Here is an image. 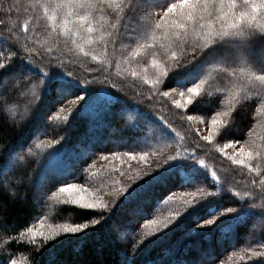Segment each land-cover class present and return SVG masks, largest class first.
<instances>
[{"label": "trees", "instance_id": "obj_1", "mask_svg": "<svg viewBox=\"0 0 264 264\" xmlns=\"http://www.w3.org/2000/svg\"><path fill=\"white\" fill-rule=\"evenodd\" d=\"M39 2L43 4L45 0ZM35 3L36 0H0V20L5 21L0 25V63H14L19 67L23 58L25 65L32 63L51 73L66 74L71 71L76 80L95 82L88 93L73 89L69 94H62L55 84L45 93L42 77L27 69L16 81L7 74L0 75V148L17 145L23 135L25 145L18 155H25L26 161L23 167H14L13 171L6 173L5 180L0 181V204L5 206L0 209V221L6 218V223H0V238L7 240V243L0 240V264H5V261L10 264L13 258L18 264H193L194 261H199V264H261L259 258L249 261L250 253L247 251L249 248L262 250L258 248L264 243L261 223H256L251 229L252 220L239 227H217V223L222 221L223 217L219 214L224 208L239 209L242 198L250 203L253 201L251 197H244V193L252 189V174L233 165L215 150V145L222 147L229 140L261 143L264 140V103L256 96L242 100L244 107L236 112L232 128L224 137L209 145L199 137L207 134V122L211 115L227 103L226 89L230 87L225 74L214 67L216 61L209 60L201 65L199 78L207 81L202 89L204 98H197L199 103L194 106L177 109L171 101L178 99L179 92L186 88H180L174 80L164 78L159 92H170L171 99L162 95L151 97L150 85H142L139 81L133 83L128 74L129 65L121 63L117 67L113 62L108 68L107 61L127 55V52H121L120 44L115 46V52L112 45L107 49L101 44L85 46L84 51L88 53L85 55L69 37L63 35L59 25L53 28L43 8L35 7ZM158 4L163 5V0H158ZM10 5H19L20 14L13 11L8 15ZM153 10L159 11V7ZM25 21L28 22L26 34L23 29ZM10 28L15 33L12 37H9ZM25 35L28 38L27 47L34 50L31 58L23 48ZM17 36L21 37L19 42ZM48 49H52L50 54ZM250 51L253 53L250 62L254 66L264 61V42L254 41ZM93 55L98 59L93 60ZM230 66L238 68V61L233 60ZM105 76H109L110 80L105 82ZM64 79L68 77L64 75ZM193 82H198V79ZM111 84H116L118 93ZM187 86L190 87L191 83ZM173 89H176L175 93ZM208 92L213 98L207 97ZM114 93L120 95L126 104L139 106L140 112L148 116L141 115L135 119L134 108L127 107L117 115L121 105H115L112 113L106 115L103 106L111 102ZM89 95L95 97L90 104L83 101L72 103L79 96L87 99ZM130 116L133 119H129ZM187 116H192L195 121H188ZM163 121H167L171 129L166 128ZM160 128H165L163 137L158 131ZM180 137H184V141ZM197 140L204 146L198 150V159H204L207 165V172L202 173L197 182L183 183L182 177L188 174V170L180 169L176 176L148 187L134 200L125 201L123 195L116 197L111 213H104L106 218L111 215V219L92 226L86 235L64 239L61 236L47 245L40 238L36 245L28 244L27 236L20 240L19 232L25 227L38 228L41 225V217L45 219L47 215L46 206L51 192L63 183L85 184L94 180L97 184L103 182L110 192L124 185L131 187L141 181L129 180L128 177L134 178L137 174L143 177L145 172L151 173L164 156L174 155L178 148L191 151L195 147L193 141ZM114 152L123 161L111 160ZM129 152L135 158L125 155ZM143 153L147 156L141 160ZM45 163L47 170L43 167ZM261 168L264 170V161ZM65 169L70 170V174L60 177L59 172ZM213 170L220 178L219 191L210 178ZM113 180L118 183L114 184ZM201 180L204 182L200 183ZM198 187L215 192L216 196L195 212L186 210L184 218L167 234L144 243L140 235L145 236V223L155 219L167 202L177 196L179 203L175 211H178L183 206L179 195L191 194ZM237 192L240 193L238 197L235 196ZM252 196H255L254 203L264 204L259 190L252 192ZM213 215H217V223L205 225L204 221ZM52 218L56 219L54 222L64 223L100 219L95 210L70 212L61 207ZM9 237L12 239L9 240ZM238 255H243V259H239Z\"/></svg>", "mask_w": 264, "mask_h": 264}, {"label": "snow or ice", "instance_id": "obj_2", "mask_svg": "<svg viewBox=\"0 0 264 264\" xmlns=\"http://www.w3.org/2000/svg\"><path fill=\"white\" fill-rule=\"evenodd\" d=\"M34 6L42 7L53 28L59 25L63 35L69 37L72 44L85 55H88L84 51L85 46L101 44L107 49L109 45H112L115 52V46L120 44L121 52H127V55L122 54L114 61H107L108 68L113 62L117 67L121 63L129 65L128 74L133 78V83L139 81L142 85H150L151 97L162 95L171 99L170 92H159V86L164 83V78L174 80L180 88H186L185 91L179 92V99L171 101L177 109L194 106L195 103H199L197 98H204L205 93L202 89L207 81L199 78L201 65L209 60L216 61L214 67L225 74L230 87L226 89L227 103L221 110L211 115V119L207 122V134L199 137V140L209 145L224 137L232 128L236 112L244 107L242 100L247 101L250 96H256L261 103H264V61L256 66L250 62L253 54L250 48L253 42H264V0H174V2L163 0V5H159L158 0H45L43 4L36 0ZM157 7L159 11H154L153 9ZM13 11L19 15L20 6L10 5L8 15H11ZM3 24L5 21L0 20V25ZM23 29L26 34L28 32L27 21L24 22ZM8 31L9 37L15 35L13 29L10 28ZM16 39L19 42L21 37L17 36ZM23 39L25 41L24 51L28 52L31 58L34 50L27 47L26 35ZM122 41H127V43H122ZM129 48L131 51H128ZM51 51L52 49H48L49 54ZM36 55L40 53L36 52ZM92 59L97 60L98 57L93 55ZM233 60L238 61V68L230 66ZM51 63L50 60L49 64ZM108 68H105V71H108ZM26 69L42 77L41 83L45 84V93L53 84L57 85L58 92L62 94H69L73 89L88 93L90 86L95 82L88 79L76 80L71 71L66 74L51 73L32 63L25 65L23 58L19 67H16L14 63L7 65L0 63V75L7 74L13 81L21 79ZM64 75L68 77L67 80L64 79ZM197 79L198 82H193ZM109 80L110 77L105 76L104 81ZM189 83H191L190 87L187 86ZM111 87L118 93L119 89L116 84H111ZM172 92L175 93L176 89ZM139 94L142 95V93ZM206 95L209 99L213 98L211 92ZM94 98L91 95L87 99L85 96H79L72 103L83 101L85 104H90ZM115 105H121L117 115L122 114L124 108L127 107L134 108L135 119L141 115L148 116L147 113L140 112L139 106L126 104L123 98L116 93L113 94L111 102L103 106L104 113L110 115ZM129 119L133 117L130 116ZM192 119V116H187L188 121ZM163 123L166 128L171 129L167 121ZM158 131L163 137L165 128H160ZM172 131L175 130L172 129ZM180 139L184 141L185 138L180 137ZM199 140L193 141L195 147L191 151L178 148L174 155L164 156L161 161L157 162L156 169L151 173L145 172L143 177L139 174L134 178L128 177L129 180L134 179L141 182L137 183V187L131 191L129 190L130 185L113 189V192L109 193L113 197L111 200H106L99 194L105 186L103 182L99 188L78 183H63L56 191L51 192L49 199H54L55 204L69 209L70 212L95 210L100 219L92 218L82 223L53 225L44 224V218L41 217V227H25L19 232L20 240L23 241L27 236V243L36 245L37 239L40 238L47 245L49 242L57 241L62 235L65 237L75 234L86 235V230L91 226L100 225L101 221L106 222V219H111V215L106 218L104 213H111L112 207L116 204L115 197L123 195L125 201L134 200L148 187L166 182L169 178L176 176L180 169L188 170V174L182 177L183 183L197 182V178L207 172L204 159H198V150L204 147ZM24 145L25 137L21 135L17 145H6L0 148V181L5 180L6 173L13 171L14 167H23L26 164L25 155H18ZM228 148H232L233 151L230 153L225 151ZM215 150L223 154L233 165L247 169L248 173L252 174L250 179L252 189L246 191L244 197H251L253 202L250 203L248 199L242 198L239 209L226 207L219 214L220 217H227V219L217 223V216L213 215L211 219L205 220L204 224L217 223V227L222 229L225 225L239 227L252 220L253 223L249 225L250 229L255 227L256 223H261L262 230H264V204L257 205L254 203L255 196H252V192L259 190V194L264 198V170L261 168V162L264 161V140L261 143H256L255 140H245L244 143L239 140H229L222 147L216 144ZM111 155L116 157L118 153L114 152ZM125 155L132 157L130 152ZM146 156L147 153H143L140 159L144 160ZM103 159L106 160L108 157H103ZM43 167L47 170V163ZM69 174L70 170L65 169L61 170L58 175L63 177ZM210 178L216 183L217 191H219L220 178L217 172L211 171ZM7 182H11L10 178ZM113 183H118V181L113 180ZM190 195L191 198L183 200V205L190 212H195L215 197L216 193L198 187ZM235 196H240V193H235ZM4 207L0 204V209ZM180 216V211H176L169 214L164 221H151L150 223L157 224V230L160 227L168 228L169 224ZM0 223H6V218ZM200 230L197 229V231ZM2 243H7V240H2ZM258 248L262 250L247 249L250 253L248 260L255 261L259 258L261 264H264V243L259 244ZM5 264L9 262L5 261ZM10 264H18L17 259H11ZM193 264H199V261H194Z\"/></svg>", "mask_w": 264, "mask_h": 264}, {"label": "rangeland", "instance_id": "obj_3", "mask_svg": "<svg viewBox=\"0 0 264 264\" xmlns=\"http://www.w3.org/2000/svg\"><path fill=\"white\" fill-rule=\"evenodd\" d=\"M179 99V98H178ZM192 120H194L195 121V119L193 118ZM203 135H206V133L205 134H203ZM203 135H201V136H203ZM239 147V146H238ZM225 151H227V152H231V151H233V149L232 148H228V149H225ZM133 157V156H132ZM125 158H127V157H124L123 159H125ZM119 159V160H118ZM122 158H118L117 156L116 157H112L111 158V160H114V161H123V160H121ZM85 186H88V187H96V188H99L100 187V184H97L96 183V181H94V180H91V181H89V182H87V183H85L84 184ZM137 187V184H135L134 186H131L130 188H129V190L131 191L132 189H135ZM109 193H112V192H110L108 189H107V187H103V189L102 190H100V192H99V194L100 195H102V196H104V198L106 199V200H111V199H113V197L111 196V195H109ZM180 194V193H179ZM179 194H177V195H179ZM179 196H181L182 197V201L184 200V199H186V198H191V195L190 194H185L184 196L183 195H179ZM115 199H116V197H115ZM178 203H179V198H178V196L177 197H174V198H172L171 200H169L168 202H167V204L164 206V208L162 209V210H160L158 213H157V215H156V217H155V219H153V220H151V221H157V222H161V221H164V220H166V218L169 216V214H171V213H174V212H176L175 211V208H176V206L178 205ZM58 208H60V206L59 205H57V204H55V202H54V199H49V203L47 204V206H46V213H47V215H46V218L44 219V224H62V223H64V222H54L56 219L55 218H52V216H54V213H55V211L56 210H58ZM186 210H188V208H186L184 205L178 210V211H180V213H181V216L180 217H177L176 218V220H174V221H172V223L171 224H169V226H168V228H163V227H160L159 228V230H157V224H153V223H150L151 221H149V222H147V223H145V225L143 226V229H144V231H145V236L144 237H142L141 235H140V237L144 240V243L146 242V241H149V243L151 242V240H153V239H155V238H157L158 236H160L162 233L163 234H167V232L177 223V222H179L180 220H181V217H183L184 218V215H185V213H186ZM217 216V215H216ZM182 218V219H183ZM223 219H225V217H223L221 220H223ZM217 221H218V219H217ZM39 227H41V225L39 226ZM38 227V228H39ZM92 227V226H91ZM90 227V228H91ZM89 230V229H88ZM86 232H87V230H86ZM76 235H79V234H75L74 236H76ZM81 235V234H80ZM70 236H73V235H69V236H67V237H70ZM73 236V237H74ZM72 237V238H73ZM64 238H66L64 235H62V239H64ZM149 243H148V245H149ZM143 244V243H142ZM238 258L239 259H243V255H238Z\"/></svg>", "mask_w": 264, "mask_h": 264}, {"label": "bare ground", "instance_id": "obj_4", "mask_svg": "<svg viewBox=\"0 0 264 264\" xmlns=\"http://www.w3.org/2000/svg\"><path fill=\"white\" fill-rule=\"evenodd\" d=\"M7 35V34H6ZM76 55V54H75Z\"/></svg>", "mask_w": 264, "mask_h": 264}]
</instances>
